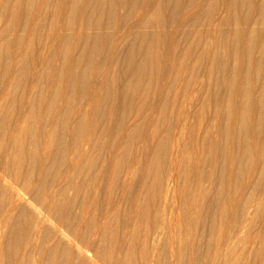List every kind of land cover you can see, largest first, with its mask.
Here are the masks:
<instances>
[{"label": "rangeland", "instance_id": "obj_1", "mask_svg": "<svg viewBox=\"0 0 264 264\" xmlns=\"http://www.w3.org/2000/svg\"><path fill=\"white\" fill-rule=\"evenodd\" d=\"M97 1L0 0V264H264L260 0Z\"/></svg>", "mask_w": 264, "mask_h": 264}, {"label": "bare ground", "instance_id": "obj_2", "mask_svg": "<svg viewBox=\"0 0 264 264\" xmlns=\"http://www.w3.org/2000/svg\"><path fill=\"white\" fill-rule=\"evenodd\" d=\"M99 1V0H98ZM97 1V2H98ZM101 1V0H100ZM241 0H230L229 1V4H232L233 3V5H234V7H238V5H239V2H240ZM256 1V0H255ZM89 2V1H88ZM191 2V1H190ZM254 4V3H253ZM255 4H257V6H255L256 8H258V10H259V12H261V14H263L264 13V0H260V1H256L255 2ZM227 5V4H226ZM86 6V5H85ZM183 6H185V4L183 5ZM87 7V6H86ZM205 7V6H204ZM229 7H230V5H229ZM102 8H103V6H102ZM101 8V9H102ZM142 9V8H141ZM100 10V9H99ZM257 10V9H256ZM146 11V7L144 8V10H142L141 11V13H140V15L142 16V15H144V12ZM147 15V14H146ZM264 16H262L261 18L260 17H258L259 18V20L257 21L258 23H260V24H263L264 25V18H263ZM245 19V18H244ZM218 21V20H217ZM221 21V20H220ZM97 22V21H96ZM255 22V21H254ZM211 23H213V22H211ZM215 23V22H214ZM260 24H257V25H260ZM87 30V29H86ZM79 31V30H78ZM124 31V30H123ZM95 32V31H94ZM119 32V31H118ZM256 33H257V39H258V48H259V53H260V55H259V57L257 58V60H256V58L254 59V61H256L255 62V67L256 68H258L259 70H262V68H264V27L262 26V27H257V29H256ZM80 34V33H79ZM94 34V33H93ZM78 35V34H77ZM88 35V34H87ZM86 35V36H87ZM85 36V35H84ZM149 38V37H148ZM67 39V38H66ZM96 40V39H95ZM141 44V43H140ZM211 44V43H210ZM139 45V44H138ZM138 45H137V47H138ZM114 47V46H113ZM140 47V46H139ZM119 48V47H118ZM151 50V49H150ZM112 51V50H111ZM144 51V50H143ZM138 52V51H137ZM247 52V51H246ZM245 56V58H246V56L247 55H244ZM89 58V57H88ZM244 58V60H246ZM79 60V59H78ZM106 60V59H105ZM102 61H103V59H102ZM253 61V62H254ZM150 62V61H149ZM249 62V61H248ZM137 64V63H136ZM249 64V63H248ZM159 66V65H158ZM137 67V66H136ZM112 68V67H111ZM245 68V67H244ZM138 69H140V68H138ZM264 72V71H263ZM85 74V73H84ZM234 74V73H233ZM247 74V73H246ZM263 74V73H262ZM135 75V74H134ZM137 75V74H136ZM264 75V74H263ZM263 75H261V77H262V79H264V76ZM74 76V75H73ZM131 76V75H130ZM129 76V78H131ZM137 77V76H136ZM140 77V76H139ZM260 76L258 77V79H260L261 78ZM83 80V79H82ZM137 80V79H136ZM84 81H86V80H84ZM148 81V80H147ZM151 81V80H150ZM135 83V82H134ZM137 83V82H136ZM138 84H139V82H138ZM262 87V86H261ZM264 87V86H263ZM263 87H262V90L261 91H263L264 89H263ZM259 90H260V88H259ZM258 90V91H259ZM244 97V96H243ZM94 99V98H93ZM261 99V98H260ZM101 102V101H100ZM243 102V101H242ZM259 102V101H258ZM246 104H248V103H246ZM261 108V107H260ZM28 110V109H27ZM246 113V112H245ZM33 114V113H32ZM241 116V115H240ZM82 118H83V116H82ZM21 124H23V123H21ZM20 125V124H19ZM20 126H22V125H20ZM15 127V126H14ZM22 128H24V127H22ZM22 130V129H21ZM14 131H15V133H14V135L17 137V135L19 134L18 132L20 131V127L18 126V125H16V127L14 128ZM13 133H11V135L13 136ZM30 135V134H29ZM48 135V134H47ZM13 138H14V136H13ZM9 139V138H8ZM31 139H32V137H31ZM15 140V139H14ZM13 139L11 140L12 142H15ZM147 141V140H146ZM1 142V141H0ZM10 142V141H9ZM8 142V143H9ZM47 142V141H46ZM144 142V141H143ZM145 143V142H144ZM32 144H33V142H32ZM47 144H49V143H47ZM10 146V145H9ZM12 146H13V144H12ZM29 146V145H28ZM77 146V145H76ZM75 147V146H74ZM16 149V148H15ZM46 149H48V148H45V150ZM72 150V149H71ZM241 150V149H240ZM245 150V149H244ZM75 151V150H74ZM86 152V151H85ZM241 152V151H240ZM18 153V152H17ZM80 153H81V151H80ZM19 155V154H18ZM17 155V156H18ZM45 155V154H44ZM47 155V154H46ZM45 155V156H46ZM81 156H82V154H81ZM47 157V156H46ZM85 157V156H84ZM231 157V156H230ZM11 158H13V157H11ZM11 158H10V160H11ZM23 158V157H22ZM234 158V156L232 155V158H231V160H234L233 159ZM6 159H7V157H6ZM14 159V158H13ZM18 159V158H17ZM44 160H46V158L44 159ZM170 161H171V163H172V165L173 166H175L176 164H177V162H178V160H177V155L176 154H173V155H171V157H170ZM12 162V161H11ZM230 161H228V163H229ZM73 164V163H72ZM3 166H5V165H3ZM10 166H11V164H10ZM7 167V166H6ZM14 167V166H13ZM5 168V167H4ZM74 168V167H73ZM8 169V168H7ZM6 169V170H7ZM45 169V168H44ZM49 169H50V167H49ZM1 170V172H2V170L3 169H0ZM48 170V169H47ZM47 170H45V171H47ZM131 170V169H130ZM5 171V170H4ZM48 172V171H47ZM43 174H44V172H43ZM229 174H230V172H229ZM38 175V174H37ZM70 175V174H69ZM53 177V176H52ZM67 179H66V181H70V177L67 175V176H65ZM13 178V177H12ZM42 178V177H41ZM6 177L4 176V174H3V172L2 173H0V180H3V181H5L6 182ZM9 179V178H8ZM27 180V179H26ZM8 181V180H7ZM52 181V180H51ZM12 182V181H11ZM49 184V183H48ZM9 185V187L13 190V193H14V195H13V198H12V200L10 201V203H9V205L7 206V208L5 209V211H4V213H2V216L0 217V242H1V238H2V227H3V225L5 224V222H7L9 219H11V217H12V215H13V212H14V210H16L17 208H18V206L21 204V203H26V204H29V205H32V206H34V204H32V202L30 201V199H27V198H25L24 197V193H23V191L21 192V190L19 189V188H17V187H15V185L13 184V182H12V184L10 183V184H8ZM24 186V185H23ZM27 186H29V185H27ZM27 186H26V188H27ZM64 187V186H63ZM202 186H200V185H197L196 186V190H197V192H198V194L199 195H201L202 194V188H201ZM25 188V189H26ZM176 188V187H175ZM39 189V188H38ZM43 189V188H42ZM64 189V188H63ZM3 193V192H2ZM35 193V192H34ZM232 193V192H231ZM11 194V193H10ZM40 194V193H39ZM197 194V195H198ZM1 195H3V194H1ZM49 195V194H48ZM32 196H34V195H32ZM8 197V196H7ZM10 197V196H9ZM9 197H8V199H9ZM52 201H54V197H52L51 199H50V202H52ZM39 202V201H38ZM57 203V202H56ZM47 204V203H46ZM24 205V204H23ZM38 205V204H37ZM23 207V206H22ZM20 208V207H19ZM40 209V208H39ZM56 209V208H55ZM21 210V209H20ZM33 210V209H32ZM55 211V210H54ZM56 211H57V209H56ZM84 211V210H83ZM19 215V214H18ZM22 215V214H21ZM50 215V214H49ZM48 215V216H49ZM55 215V214H54ZM170 215H171V213H170ZM170 215H169V218H170ZM53 216V215H52ZM71 216H73V215H71ZM70 216V217H71ZM108 217V216H107ZM36 219V218H35ZM83 219V218H82ZM81 219V220H82ZM47 220V215H46V211H41V210H38L37 211V219H36V223H35V226L34 227H37V225H39V224H41L42 222H47L46 221ZM87 220V219H86ZM31 221V220H30ZM50 221V220H49ZM106 221H107V219H106ZM171 221V220H170ZM54 222V221H53ZM13 223V222H12ZM179 223H180V221H179ZM31 224V223H30ZM30 224H28V225H30ZM34 224V223H33ZM45 224V223H44ZM69 224V223H68ZM75 224V223H74ZM16 225V224H15ZM53 225V224H52ZM55 225V224H54ZM65 225L67 226V223L65 222ZM33 226V225H32ZM31 226V227H32ZM42 226V225H41ZM58 226V225H57ZM96 226L98 227H100V226H102V224H96ZM11 228V227H10ZM18 228V227H17ZM28 228H30V226L28 227ZM44 228V227H43ZM42 228V229H43ZM54 228V227H53ZM46 229H48V228H46ZM64 229L65 228H63V231H64ZM72 230H73V228H71ZM15 230V229H14ZM27 230V229H26ZM32 230V229H31ZM36 230V229H35ZM54 230V229H53ZM7 232V231H6ZM32 232V231H31ZM43 232V231H42ZM58 233L56 234V235H60L61 237H63V238H68L67 236H66V234H64L62 231H60V230H58L57 231ZM71 232H73V231H71ZM71 232H70V234H71ZM44 233V232H43ZM42 233V234H43ZM49 233V232H48ZM9 234V233H8ZM35 234V233H34ZM15 235V234H14ZM68 235H69V233H68ZM17 236V235H16ZM25 236V235H24ZM66 236V237H65ZM4 237V236H3ZM34 237V236H33ZM37 237H38V235H37ZM181 237V236H180ZM241 237V236H240ZM15 238V237H14ZM70 238H71V235H70ZM182 238H183V234H182ZM25 239V238H24ZM27 239V238H26ZM39 239V238H38ZM59 239V238H58ZM170 239V238H169ZM187 239V238H186ZM6 240V239H5ZM7 240H9V239H7ZM53 240V239H52ZM57 240V239H56ZM72 240V239H71ZM80 240V239H79ZM83 240V239H82ZM15 241H16V238H15ZM63 241V240H62ZM184 241V240H183ZM57 242V241H56ZM58 242H59V240H58ZM57 242V243H58ZM170 242V241H169ZM53 244V243H52ZM55 244V243H54ZM54 244H53V246H54ZM64 245H67V244H65V243H63ZM78 244V243H77ZM46 245V244H45ZM58 245V244H57ZM72 245V244H71ZM1 246V245H0ZM63 246V245H62ZM39 247V246H38ZM44 247V246H43ZM77 247V246H76ZM14 248H16V247H14ZM24 248V247H23ZM60 248H61V246H60ZM64 248V247H63ZM71 248V247H70ZM78 250H79V245H78ZM50 249V248H49ZM99 249V248H98ZM53 250V249H52ZM63 250V249H62ZM65 250V249H64ZM63 250V251H64ZM82 250V249H81ZM101 250V249H100ZM61 251V250H60ZM96 251V250H95ZM78 253V252H77ZM83 253V252H82ZM101 253H102V251H101ZM264 253V252H263ZM59 254H61L60 252H59ZM91 254V253H90ZM89 254V255H90ZM99 254V253H98ZM152 254V253H151ZM31 255V254H30ZM33 255V254H32ZM48 255V254H47ZM62 255V254H61ZM82 255V254H81ZM93 255V253L91 254V256ZM95 255V254H94ZM174 256V255H173ZM35 257V256H34ZM33 257V258H34ZM48 257V256H47ZM94 257V256H93ZM92 257V261H95V260H93V259H96V258H93ZM119 257V256H118ZM27 258V257H26ZM35 258H37V257H35ZM34 258V259H35ZM49 258H50V256H49ZM59 258V257H58ZM101 258V257H100ZM149 258H150V255H149ZM263 258V257H262ZM8 259H9V257H8ZM29 259V258H28ZM39 259V256H38V258H37V260ZM148 259V258H147ZM151 259V258H150ZM149 259V260H150ZM154 259V258H153ZM153 259H151V260H153ZM120 258H119V260H117V262L119 261V263H120ZM0 261H1V259H0ZM36 261V260H35ZM39 261V260H38ZM44 261H45V259H44ZM43 261V262H44ZM99 261V260H98ZM103 261V260H102ZM87 262H88V260H87ZM97 262V261H96ZM96 262L94 263V264H96ZM124 262V261H123ZM263 262V261H262ZM45 263H47V262H45ZM90 263H91V260H90ZM99 263V262H98ZM3 264V263H2ZM84 264V263H83ZM118 264V263H117Z\"/></svg>", "mask_w": 264, "mask_h": 264}]
</instances>
